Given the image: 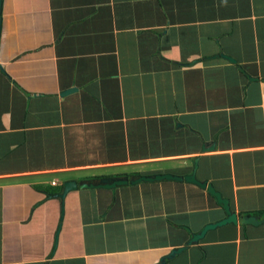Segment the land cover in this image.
Returning a JSON list of instances; mask_svg holds the SVG:
<instances>
[{
	"label": "crops",
	"instance_id": "crops-1",
	"mask_svg": "<svg viewBox=\"0 0 264 264\" xmlns=\"http://www.w3.org/2000/svg\"><path fill=\"white\" fill-rule=\"evenodd\" d=\"M0 264H264V0H0ZM186 247L171 255V251ZM164 258V261H163Z\"/></svg>",
	"mask_w": 264,
	"mask_h": 264
},
{
	"label": "water",
	"instance_id": "water-1",
	"mask_svg": "<svg viewBox=\"0 0 264 264\" xmlns=\"http://www.w3.org/2000/svg\"><path fill=\"white\" fill-rule=\"evenodd\" d=\"M0 12H1V1H0ZM163 180H174V181H186L188 183H192L197 185L198 187L207 190L211 196L215 199L216 203L219 204L223 211H224V218L220 221H217L213 224L206 225L199 233L192 235L191 239L187 242L186 246L196 244L204 238L207 232L213 230L215 228L224 226V225H244V224H251L257 225L259 223L264 222V216H244V217H237L235 213H232L229 209L228 201L221 197V195L216 192L211 184L208 181H200L196 177V173H192L191 175L187 176H175V175H156V176H147V177H139L137 179H129L127 177L124 178H112V179H101V180H89V181H67L63 184V192L58 195V198L64 200L66 195L72 191H76L78 189H115L117 187L129 185V184H136L139 182H155V181H163ZM186 247H182L179 249H174L171 251V255L181 252ZM164 261V258H163Z\"/></svg>",
	"mask_w": 264,
	"mask_h": 264
}]
</instances>
